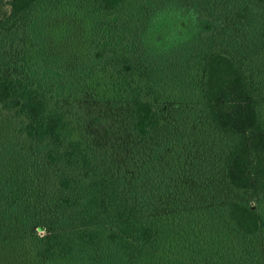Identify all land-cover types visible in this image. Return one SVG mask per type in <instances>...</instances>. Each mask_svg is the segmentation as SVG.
Masks as SVG:
<instances>
[{
    "label": "trees",
    "instance_id": "trees-1",
    "mask_svg": "<svg viewBox=\"0 0 264 264\" xmlns=\"http://www.w3.org/2000/svg\"><path fill=\"white\" fill-rule=\"evenodd\" d=\"M174 3L198 49L156 60L145 17ZM61 10L87 21L71 75L43 52ZM101 75L126 78V173L49 109ZM0 106L29 137L0 136V264H264V0H0Z\"/></svg>",
    "mask_w": 264,
    "mask_h": 264
},
{
    "label": "rangeland",
    "instance_id": "rangeland-1",
    "mask_svg": "<svg viewBox=\"0 0 264 264\" xmlns=\"http://www.w3.org/2000/svg\"><path fill=\"white\" fill-rule=\"evenodd\" d=\"M54 13V17L47 19L44 57L53 66L63 68L71 75L85 57L84 51L89 42L87 21L84 17H67L62 10ZM145 18L146 44L156 60L163 61L170 52L198 49L192 27L196 17L186 14L178 3L163 6L158 10V15ZM148 66L144 63L133 79L139 89L144 90V86L148 84ZM124 80L126 78L121 75L115 78L101 75L99 78L90 79L72 94L61 100L50 101L49 109L64 115L63 134L68 143L81 142L84 148L90 147L105 156L111 169L115 167L117 171L126 173L132 164L135 145L126 122L127 108L123 105L125 101L118 97L121 96L120 88L125 87ZM152 94L158 101L162 98L155 92ZM164 104L165 115L176 120V103L169 100L164 101ZM27 123L16 111L0 106V136H7V143L13 140L18 144H28L29 137L27 138L25 132ZM187 151L191 152L192 148L188 147ZM50 172L51 170L48 174ZM54 187L51 185V188ZM38 233L43 235L44 231Z\"/></svg>",
    "mask_w": 264,
    "mask_h": 264
}]
</instances>
